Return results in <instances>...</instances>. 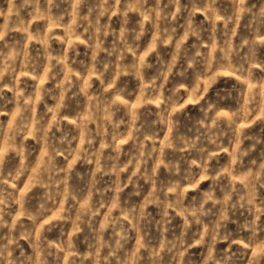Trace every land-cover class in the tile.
<instances>
[{
	"label": "rangeland",
	"instance_id": "obj_1",
	"mask_svg": "<svg viewBox=\"0 0 264 264\" xmlns=\"http://www.w3.org/2000/svg\"><path fill=\"white\" fill-rule=\"evenodd\" d=\"M0 264H264V0H0Z\"/></svg>",
	"mask_w": 264,
	"mask_h": 264
}]
</instances>
